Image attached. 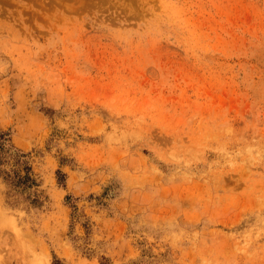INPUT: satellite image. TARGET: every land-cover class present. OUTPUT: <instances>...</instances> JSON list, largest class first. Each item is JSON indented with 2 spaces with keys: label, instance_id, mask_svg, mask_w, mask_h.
Masks as SVG:
<instances>
[{
  "label": "rangeland",
  "instance_id": "obj_1",
  "mask_svg": "<svg viewBox=\"0 0 264 264\" xmlns=\"http://www.w3.org/2000/svg\"><path fill=\"white\" fill-rule=\"evenodd\" d=\"M0 153V264H264V0H0Z\"/></svg>",
  "mask_w": 264,
  "mask_h": 264
},
{
  "label": "trees",
  "instance_id": "obj_2",
  "mask_svg": "<svg viewBox=\"0 0 264 264\" xmlns=\"http://www.w3.org/2000/svg\"><path fill=\"white\" fill-rule=\"evenodd\" d=\"M0 156H1V153H0ZM30 179H31V177H30L29 174H25V175L19 174V177H18V181H20V182H26V181H28Z\"/></svg>",
  "mask_w": 264,
  "mask_h": 264
}]
</instances>
